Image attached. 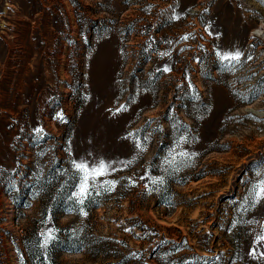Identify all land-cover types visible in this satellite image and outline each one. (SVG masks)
Returning a JSON list of instances; mask_svg holds the SVG:
<instances>
[{"label":"rangeland","instance_id":"rangeland-1","mask_svg":"<svg viewBox=\"0 0 264 264\" xmlns=\"http://www.w3.org/2000/svg\"><path fill=\"white\" fill-rule=\"evenodd\" d=\"M259 176L264 0H0V264L37 230L140 250L135 226L148 263L264 264Z\"/></svg>","mask_w":264,"mask_h":264},{"label":"trees","instance_id":"trees-1","mask_svg":"<svg viewBox=\"0 0 264 264\" xmlns=\"http://www.w3.org/2000/svg\"><path fill=\"white\" fill-rule=\"evenodd\" d=\"M138 227L144 234L136 237L143 238L145 236L143 246L140 250H134L130 247L129 243H123L122 246H111L109 244H103L101 237L95 236L93 241L85 240V237L76 236L72 238L69 234L59 233L56 238H45L44 233L37 231H32L30 238L27 239V242H24L25 249V264H61L58 262L57 252H69V253H83L89 257V259L96 261L102 260L104 258H113L115 261H112L108 264H132L133 262L140 264H152L145 262L147 248L153 247L152 253L155 250L154 237L155 235L151 232L145 230L144 227ZM146 232V233H145ZM149 245V246H148ZM148 246V247H146ZM121 247L125 249L124 257H120L122 252ZM152 253H150L152 255Z\"/></svg>","mask_w":264,"mask_h":264},{"label":"snow or ice","instance_id":"snow-or-ice-1","mask_svg":"<svg viewBox=\"0 0 264 264\" xmlns=\"http://www.w3.org/2000/svg\"><path fill=\"white\" fill-rule=\"evenodd\" d=\"M218 55H221L218 53ZM240 53H225L221 55L224 60H239ZM167 70V69H166ZM74 167L78 172L83 173L81 176V183L79 186V196L81 198L86 197L89 194L91 185L89 181H94L97 177L104 176L107 174V168L109 167L103 161L100 162L98 166L90 167L87 163L73 162ZM259 175V174H258ZM264 200V176H259V178L252 183V187L249 189V195L245 198V203L249 206L254 207L256 204ZM83 199H81V203ZM247 210V209H245ZM264 241V234L257 237V242Z\"/></svg>","mask_w":264,"mask_h":264}]
</instances>
